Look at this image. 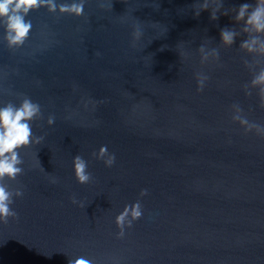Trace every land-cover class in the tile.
Masks as SVG:
<instances>
[{
    "label": "water",
    "instance_id": "95a60500",
    "mask_svg": "<svg viewBox=\"0 0 264 264\" xmlns=\"http://www.w3.org/2000/svg\"><path fill=\"white\" fill-rule=\"evenodd\" d=\"M205 2L43 0L16 46L0 24V107L39 106L0 264H264V52L235 21L255 0Z\"/></svg>",
    "mask_w": 264,
    "mask_h": 264
},
{
    "label": "clouds",
    "instance_id": "9594fccd",
    "mask_svg": "<svg viewBox=\"0 0 264 264\" xmlns=\"http://www.w3.org/2000/svg\"><path fill=\"white\" fill-rule=\"evenodd\" d=\"M43 0H0V24L5 27L6 39L12 46L20 45L27 38L31 29V23L25 20L26 14L41 5ZM221 6L217 3L216 9L211 13V19H217L216 11ZM48 7L55 9L52 0H48ZM207 0L202 10H207ZM61 11L79 13L82 5L73 4L62 6ZM199 15V13H197ZM235 21L244 24L245 32H254L256 35L246 40L241 45L249 51L264 52V40L258 39L264 35V0H255V6L248 3L240 5L236 11ZM235 33L231 30H221V42L231 46L234 42ZM256 85H264V72H261L253 81ZM39 106L30 100H25L19 108L11 105L0 107V179L7 176H14L21 171L16 165L18 161L17 149L27 146L31 141V127L29 121L38 113ZM247 123V121H243ZM75 168L79 170L78 180L85 182L88 179L85 173V164L79 158H75ZM11 193L0 183V220H6L10 216H17V213L10 208ZM139 216V212L135 213ZM122 220L123 217H120ZM69 264H90V261L83 257L75 261L70 260Z\"/></svg>",
    "mask_w": 264,
    "mask_h": 264
}]
</instances>
